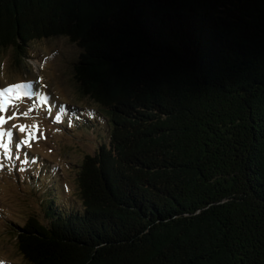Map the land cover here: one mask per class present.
<instances>
[{
    "label": "trees",
    "instance_id": "16d2710c",
    "mask_svg": "<svg viewBox=\"0 0 264 264\" xmlns=\"http://www.w3.org/2000/svg\"><path fill=\"white\" fill-rule=\"evenodd\" d=\"M64 36L107 140L28 264H264V0H0V49Z\"/></svg>",
    "mask_w": 264,
    "mask_h": 264
},
{
    "label": "rangeland",
    "instance_id": "374dc122",
    "mask_svg": "<svg viewBox=\"0 0 264 264\" xmlns=\"http://www.w3.org/2000/svg\"><path fill=\"white\" fill-rule=\"evenodd\" d=\"M26 50L20 58L11 48L0 49V89L21 85L0 97L7 104L0 115L17 114L0 126L5 143L12 133L11 157L0 148V264H28L17 249L14 226L28 217L44 219L40 200L48 191L57 196V206L81 207L79 165L108 137L106 120L74 79L81 50L64 36L31 41ZM20 125L27 126L25 132ZM34 126L36 139L21 143Z\"/></svg>",
    "mask_w": 264,
    "mask_h": 264
},
{
    "label": "snow or ice",
    "instance_id": "6c2138e0",
    "mask_svg": "<svg viewBox=\"0 0 264 264\" xmlns=\"http://www.w3.org/2000/svg\"><path fill=\"white\" fill-rule=\"evenodd\" d=\"M19 87H21V85H13V86H11L8 89H0V97H3V95L5 93L10 92L13 88H19ZM16 98H19V97L17 96ZM7 103H11V100H9ZM6 108H7V104H0V113L6 111ZM16 115H17L16 113H13V116L12 117H7V118H5L4 116L0 115V126H2L4 123H6V120L7 119H12ZM24 115H27V113H25ZM13 127H16V126L14 125ZM26 128H27V126H25V125H20L19 126V130L21 132H25L26 131ZM35 130H36V126H34L33 127V130L28 133V139H25V140L21 141V143L29 144L30 143V140L36 139ZM4 136H5V132H4L3 128L0 127V148L5 149V155L10 158L11 157V149L9 148L8 144L11 141V136H12L11 131H9L7 133L8 143H5L4 142ZM16 147L19 148L20 145L18 144Z\"/></svg>",
    "mask_w": 264,
    "mask_h": 264
}]
</instances>
